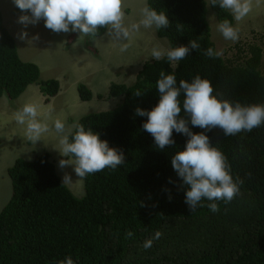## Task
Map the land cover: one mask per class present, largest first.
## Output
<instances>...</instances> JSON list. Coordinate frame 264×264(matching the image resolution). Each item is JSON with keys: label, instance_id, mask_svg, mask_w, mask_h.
<instances>
[{"label": "trees", "instance_id": "trees-1", "mask_svg": "<svg viewBox=\"0 0 264 264\" xmlns=\"http://www.w3.org/2000/svg\"><path fill=\"white\" fill-rule=\"evenodd\" d=\"M148 6L167 14L170 26L156 31L171 47L192 40L200 44L175 69L177 87L180 80L191 82L199 75L212 82L220 99L264 104L260 53L242 65H235L225 51L217 58L204 54L209 47L220 51L206 0H148ZM211 7L221 19L232 17L219 5ZM177 24L183 25L182 32ZM106 30L101 28L96 37ZM161 71L173 72L167 59L147 61L134 83L110 85L117 106L79 119L76 127L91 129L125 157L116 169L84 177V197L60 182L45 156L18 160L9 169L13 196L0 216V264H60L69 256L74 264H264V124L229 136L220 128L192 126L181 92L179 118L188 119L193 133L206 134L227 158L233 180L242 181L232 201H216L218 212L208 208L207 199L191 212L185 202L189 186L173 177L178 173L171 162L189 137L173 130L175 143L159 149L143 129L147 116L136 115L138 107L150 111L159 103ZM33 83L46 102L61 88L57 79H42L36 63L21 58L0 8V98L15 99ZM138 89L140 96L134 95ZM79 94L84 101L93 98L85 84L79 85ZM128 231L134 233L131 238H126ZM157 231L162 235L145 250L143 243Z\"/></svg>", "mask_w": 264, "mask_h": 264}, {"label": "clouds", "instance_id": "clouds-1", "mask_svg": "<svg viewBox=\"0 0 264 264\" xmlns=\"http://www.w3.org/2000/svg\"><path fill=\"white\" fill-rule=\"evenodd\" d=\"M145 1L144 7L140 9V19L129 22L125 12V0H13L17 7L15 11L20 10L25 13L18 18V23L25 27L29 24H37L43 19L47 29L56 33H78L79 40L84 37L98 40L107 35L116 41H128V43L121 44V53L128 50L133 34L138 33L141 28L152 29L154 27L159 30L170 26L167 14L164 11H157L149 7L148 0ZM208 5H219L220 8L227 10L232 17L226 19L218 17L219 20L216 24L217 34L219 35L217 46L220 51L209 47L204 54L210 58L221 57L223 55L221 48L228 46L229 51L227 54L235 56V59H233L235 65H242L255 53H260V71L264 74L262 44L256 39L258 36L264 35V32L261 31V28L249 26L248 28L252 27L250 36L246 39H239L241 33L246 32L248 29H246L247 25L244 24V18H253V15L260 18L259 13L252 11L253 0H207V7ZM259 22L264 24L261 18ZM101 28L107 30L102 36L96 37ZM177 31L182 32L183 25L177 24ZM155 32L157 35V31ZM149 35L152 34L149 33ZM26 36L27 32H24L21 38L23 39ZM157 37L159 36L157 35ZM250 38L253 41L247 40ZM194 49H200V44L196 40L190 41L188 45L178 47L165 48L159 45L152 47L151 59L144 60L140 70L147 61L167 59L173 72L165 74L164 71H161L160 78L156 82L160 94L159 103L150 111L138 107L136 115L147 116L148 119L143 124V129L154 137L155 144L159 149H164L166 146L175 143L172 138L173 130L189 137L186 148L172 157V166L178 173L173 174V177L183 180V184L189 186L186 191L185 202L191 212L200 205L202 199L211 201V203L206 201L204 203L212 212H218L220 208L216 201H232L239 193V183H242V181L238 183L233 180L227 158L217 147L211 145L209 137L203 132L193 133L189 128L188 119L179 118L181 92L184 94L183 109L187 117H190L191 125L208 130L220 128L225 136L236 135L242 131L250 132L252 129L264 124V104L242 105L239 102L234 104L228 99H220L213 94L212 82L207 78H201L199 75H196L191 82L184 79L180 80L177 87L175 69L178 67L179 62L185 59ZM108 51L113 52L114 50L108 48ZM95 52L98 54L99 49L95 48ZM94 93L93 91V96ZM108 93L110 94V89ZM134 95L140 96L142 92L138 89ZM44 100L46 102L45 96ZM51 100L52 98L49 102ZM51 111L52 109L49 108L47 113L50 115ZM41 116L42 113L37 104L25 103L15 114L16 123L25 126V132L23 133L19 129L14 130V126L9 128V123L5 132L0 131L2 135H5V139L1 138L4 142L0 147V164H4L2 167L0 166L1 174L4 168L5 172L9 173V169L18 160L33 161L45 156L52 164L60 182L67 185L75 181L74 188L70 189L75 196L78 192L84 190L80 195V198H82L87 194L84 177L103 171L105 168L116 169L125 163L123 153L114 147H110L106 140L100 138L99 134L91 129L86 130L83 125L76 127L78 122L75 125L74 134L71 132L75 127L72 131L67 130L66 133V124L60 119L54 121V129L59 137L58 145L54 148L60 153V157L56 156L53 151L46 150L41 144L43 143L41 140H43L44 134L50 131L48 123L40 119ZM70 135L71 140L69 139ZM19 140L25 142L31 157H24V151L20 152L17 149L16 144ZM34 146H42V150L35 149ZM68 165L74 166L76 178L72 170L64 171L65 176L63 177L60 170ZM9 177L11 180V193L6 181L3 182L4 192L0 188V216L4 214L3 209L13 196L10 173ZM78 177L82 178V183L78 184ZM67 187L70 188L68 185ZM133 235L132 231H128L126 238H131ZM161 235L162 233L157 231L153 238L147 239L143 243V248L145 250L151 248L153 240L159 239ZM60 264H74V261L69 256L66 260L60 261Z\"/></svg>", "mask_w": 264, "mask_h": 264}, {"label": "rangeland", "instance_id": "rangeland-1", "mask_svg": "<svg viewBox=\"0 0 264 264\" xmlns=\"http://www.w3.org/2000/svg\"><path fill=\"white\" fill-rule=\"evenodd\" d=\"M125 1V12L128 20H130V22L138 21L140 19V9L144 7L146 1ZM0 2L8 18L18 19L21 15L25 14L19 10H7V6L11 5L14 9L17 8L13 0H0ZM208 8V18L213 28V34L218 41L216 37V24L219 19L213 8L209 5ZM252 11L259 13L260 18L264 22V0H253ZM260 18H256V15H253V18H244V24L247 25L246 29L249 26H253V28H261V31L264 32V24L259 22ZM146 30L152 35H149ZM155 31L156 29L154 27L152 29L141 28L138 33L133 34L128 50L121 53V44L128 43V41H116L107 35L98 40L96 38L93 40L91 37H84L82 40H79L78 33H56L47 29L43 19L37 24H29L26 27L21 24V33L27 32V36L23 39L21 38V41L17 44L21 58L38 64L41 69L42 79L54 78L59 80L61 90L49 103L45 102L44 95L40 92L39 85L35 83L29 85L26 90L15 99L9 98L6 94L3 95L0 98V131L2 130L5 132L9 123V125L16 126L24 133L25 126L16 123L15 114L25 103H35L39 106V110L42 113L40 119L48 123L50 129L48 133L44 134V138L41 141L45 143L42 145L46 150L50 149L56 156L60 157V153L54 148V146L58 145L59 138L54 129V121L60 119L65 122L67 133V130L70 129L72 131L74 129L79 118L84 114L110 110L116 104L118 105L120 103L119 99L109 96L108 92L111 88L110 85L113 82L128 85L134 83L142 62L151 59L150 54L152 47L157 45L165 48L171 47L170 40H168V38L157 37ZM251 31L252 27L248 28L246 32L241 33L239 39L248 38ZM256 39L262 44V67L264 69V35L258 36ZM247 40L253 41L252 38ZM95 48L99 49L98 54L95 52ZM108 48H113L114 51L109 52ZM227 48L228 46L221 49L223 52H228L229 50ZM228 55L231 59H235V56L231 54ZM81 83H84L95 92L93 99L89 101L81 100L79 94V85ZM49 108L52 109L50 115L47 113ZM9 119L11 120L8 121ZM1 138L5 139V135L0 133V147L4 142ZM39 142H37V144H39ZM33 148L42 150V146H34ZM7 162H9V160H7ZM3 165L4 164H0L1 167ZM68 170L74 172V166L68 165L61 169L60 172L63 174L64 171ZM64 176L63 174V177ZM4 181L8 183L9 192L11 193V180L9 173L5 172V168L2 174L0 170V188H2V190ZM77 181L78 184L82 183V178L78 177ZM74 182L75 181L67 184L70 189L74 188ZM80 187L82 188V185ZM83 191L78 192L76 195L80 197Z\"/></svg>", "mask_w": 264, "mask_h": 264}, {"label": "crops", "instance_id": "crops-1", "mask_svg": "<svg viewBox=\"0 0 264 264\" xmlns=\"http://www.w3.org/2000/svg\"><path fill=\"white\" fill-rule=\"evenodd\" d=\"M0 8H1V10H2V14H3V22H4V25H5V27L10 31V33L13 35V37L15 38V40H16V42H17V44H19V42L21 41V35H22V33H21V24L20 23H18V19L17 18H8L7 16H6V13H5V11H4V9H3V6H2V4H1V2H0ZM15 10L14 8H13V6L11 5V6H7V10ZM11 10V11H12ZM20 38V39H19ZM61 90V89H60ZM60 92V91H59ZM59 94V93H58ZM11 119H9L8 121H10ZM11 127H13L12 125H9V128H11ZM14 128V130H18V128L16 127V126H14L13 127ZM43 143H45V142H43ZM43 143H41V144H43ZM48 145H50L49 143H48ZM16 146H17V149L20 151V152H23L24 151V157H31V153H30V151L28 150V148H27V146H26V144H25V142L24 141H18L17 142V144H16ZM30 148V147H29Z\"/></svg>", "mask_w": 264, "mask_h": 264}, {"label": "bare ground", "instance_id": "bare-ground-1", "mask_svg": "<svg viewBox=\"0 0 264 264\" xmlns=\"http://www.w3.org/2000/svg\"><path fill=\"white\" fill-rule=\"evenodd\" d=\"M130 22V20H128Z\"/></svg>", "mask_w": 264, "mask_h": 264}]
</instances>
